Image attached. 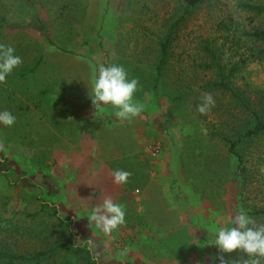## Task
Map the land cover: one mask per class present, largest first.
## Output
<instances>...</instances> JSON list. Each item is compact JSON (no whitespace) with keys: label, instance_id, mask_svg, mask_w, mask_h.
Returning <instances> with one entry per match:
<instances>
[{"label":"rangeland","instance_id":"rangeland-1","mask_svg":"<svg viewBox=\"0 0 264 264\" xmlns=\"http://www.w3.org/2000/svg\"><path fill=\"white\" fill-rule=\"evenodd\" d=\"M37 1L48 41L31 28L28 0H0V44L22 59L0 84V111L16 117L13 126L0 125V242L32 255L71 238L96 264H220L219 228L241 210L264 223L257 214L264 211V135L238 146V160L227 140L254 118L214 86L220 66L264 116V42L246 34L264 30V15L239 7L264 0H205L179 28L158 83L160 43L194 0ZM42 55L41 70L26 74ZM112 64L139 81L134 99L144 111L132 123L110 105L94 111L102 135L83 153L67 117L86 113L88 100L66 96L75 87L92 96L99 66ZM203 93L215 99L207 115L197 111ZM117 169L131 173L127 184L114 183ZM109 196L124 207L126 223L105 234L87 218ZM223 255L229 264L246 259ZM65 257L89 264L71 251L44 264H66Z\"/></svg>","mask_w":264,"mask_h":264},{"label":"clouds","instance_id":"clouds-1","mask_svg":"<svg viewBox=\"0 0 264 264\" xmlns=\"http://www.w3.org/2000/svg\"><path fill=\"white\" fill-rule=\"evenodd\" d=\"M22 64V59L15 55L14 47L0 44V84L6 83V78ZM139 81L129 79L123 66L112 64L100 65L97 78L93 82L91 102L96 110L106 106L116 109L115 116L120 120L132 123L141 116L144 105L134 99ZM215 107V99L212 93H203L197 111L207 115ZM16 117L9 111H0V125L11 127L15 124ZM114 183L127 184L131 173L117 169L113 173ZM125 209L117 204L109 196L101 204L94 207L88 216L89 223H93L105 234H111L123 226L125 221ZM91 245V240H87ZM214 246L221 255L215 259L220 264H229L223 254L243 253L240 264H264V223L257 221L241 210L231 220L230 227H221L215 234ZM235 264V262H233Z\"/></svg>","mask_w":264,"mask_h":264},{"label":"trees","instance_id":"trees-1","mask_svg":"<svg viewBox=\"0 0 264 264\" xmlns=\"http://www.w3.org/2000/svg\"><path fill=\"white\" fill-rule=\"evenodd\" d=\"M204 1L205 0H194L191 4H189L180 12V14L174 19V21L170 25L168 34L160 43L161 57L156 67L157 83L162 78L163 72L168 64L170 48L179 28L183 24H185V22L195 13V11ZM27 4L31 16V28L33 29L35 28L36 30L38 29L39 32L42 33L45 36L46 40L48 41L50 39V36L46 22L41 16V13L39 12L38 1L28 0ZM239 7L244 11L252 12L258 16L264 15V5L240 2ZM220 28L226 30L227 32H229L231 29V27L226 24H220ZM246 34L257 42L260 41L264 42V30L256 29L253 32ZM211 52L213 51L211 50ZM218 75L220 79L214 84V86L216 88H220L230 93L234 98L240 101L242 106L246 110H248L251 113L252 117L254 118V124L251 129L239 135L234 140H227V143L229 144V151L238 160L241 161L242 156L238 152L237 147L242 145L245 141L249 139L264 135V116L261 115L260 112L255 110L251 106V104L248 103L247 100H245V98L241 94H239L237 90L233 88V86H231V84L228 82L229 77L226 76L225 71L220 66H218ZM257 214L258 215L264 214V211L258 212ZM56 215L58 214L56 213ZM66 251L69 252L71 251L77 254H81L88 260L89 264H96L91 251L84 249L82 247H76L73 244L71 238L65 242L59 243L55 246H52L46 250L39 251L32 255L17 254L10 247L0 242V264H44L50 259H55L61 255L63 256L66 253ZM64 260L66 261V264H71V261L69 260L68 257H65Z\"/></svg>","mask_w":264,"mask_h":264},{"label":"crops","instance_id":"crops-1","mask_svg":"<svg viewBox=\"0 0 264 264\" xmlns=\"http://www.w3.org/2000/svg\"><path fill=\"white\" fill-rule=\"evenodd\" d=\"M43 65H44V57L42 55L40 59H38L32 67L27 69L26 74L28 73H30V75L34 74L38 70H41ZM67 84L70 86L71 85L77 86V84H75L74 82H68ZM69 95L70 96H66V99L73 100L74 102L73 104H75L76 102L84 103V101L88 100L86 113L80 111L81 112L80 116H78L77 114H75V112L72 111L69 113V117L67 118L71 119L70 120V122H72L71 127L75 129L74 137L79 138L80 142H78V144L80 143L81 145L80 148L82 149V152L91 153V144L92 146H94V144L97 142L98 137H101L102 135V133L97 131L96 128L94 127L96 115L94 113L95 109H93V111L90 109V105H92V102L90 100L91 96L88 92L85 91L79 92L77 87H75V89L72 88ZM63 104L65 107L67 105H70V102L64 101ZM156 146H161V145L159 142H157Z\"/></svg>","mask_w":264,"mask_h":264}]
</instances>
